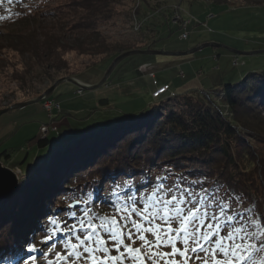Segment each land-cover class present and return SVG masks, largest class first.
Listing matches in <instances>:
<instances>
[{
	"label": "rangeland",
	"instance_id": "374dc122",
	"mask_svg": "<svg viewBox=\"0 0 264 264\" xmlns=\"http://www.w3.org/2000/svg\"><path fill=\"white\" fill-rule=\"evenodd\" d=\"M67 1L69 0H0V37L7 33L29 32L31 27H51L56 20L46 16L47 9L56 8ZM113 8V18L100 28L109 49L98 56L67 54V70L35 67L25 82H22L18 75L24 70L26 61L14 52L0 50V111L36 100L60 79L70 78L74 82L62 81L49 98L0 117V155L5 151L10 155L9 160L1 158L0 163L4 168L15 169L11 171L18 179V187L20 183L26 186L37 183L39 188L45 189L48 183L43 180L48 181L46 177L51 176V172L57 177L59 162L64 157L65 150L74 151L76 147L84 146L81 154L80 151L78 153L80 157L83 153L85 157L89 156L87 160L82 158L83 164L79 163L80 160L72 165L69 158L65 159L68 171H60L58 178H62L55 180L56 185L50 191L52 210L47 209L41 213V218L38 213L32 215L30 223L35 222V228L32 230L28 227L29 230L24 231L20 242V250L24 254L11 264H29L31 256L37 257L36 264H47L39 252L26 251L27 242L35 241L37 247H41L40 234L36 230L46 217L55 215L64 219L63 213L73 210L79 214L82 205H78L76 209L67 207L75 199L87 198L90 192L93 211L111 215L106 202L115 199L114 193L118 186L129 180L134 184L138 183L142 173L154 181L163 171L168 170L141 168V172L130 176L118 170L108 176L109 182L102 180L98 185V192L93 194L87 176H90V171L94 170L98 162H106L108 165L115 160L121 161L119 165H124L131 160L132 154H127V147L116 152L109 150L108 155L100 158L97 150L100 145L95 146L96 141L106 144L111 139L117 141L122 137L123 126H116L126 120L123 117L143 115L125 124L127 130H130L138 124L141 126L148 117L159 116L162 119L169 110L180 111L186 101H211L224 111L226 107L220 103L219 86L240 83L247 76L264 78V53L251 56L233 53L264 50V0H127ZM179 9L191 21V25L186 28L185 37L182 23L173 18L174 12ZM67 40L73 45L82 42L81 37H68ZM210 43L220 47L201 48ZM0 46H4L1 39ZM199 48L201 49L196 50ZM132 51L162 54L133 55L111 70L117 57ZM190 51L194 52L169 55ZM107 75L103 85L77 93L78 87L75 84L82 86L84 82L88 87H93ZM167 86L169 91L164 95L158 98L153 96V92ZM101 101H106L107 104H102ZM56 105L60 107L62 117L55 122L50 118H55L56 114H51L50 109ZM50 122L55 124L53 128L56 129L53 133L45 131L43 135V140L48 139L49 146L38 147L37 142L42 139L40 128ZM139 131L130 130L131 134H138ZM98 132L101 134H96ZM258 148L263 150L262 146ZM53 153L55 155L52 158ZM18 169L21 170L20 173ZM22 201V196L16 190L11 198L0 202V241L10 234L9 228L15 216L13 213L16 212L14 208H19ZM35 209L42 212L44 208L37 204ZM16 235L20 239L18 232ZM17 252L18 248L13 255ZM51 256H54V252ZM0 264H10L5 255L0 258Z\"/></svg>",
	"mask_w": 264,
	"mask_h": 264
},
{
	"label": "trees",
	"instance_id": "16d2710c",
	"mask_svg": "<svg viewBox=\"0 0 264 264\" xmlns=\"http://www.w3.org/2000/svg\"><path fill=\"white\" fill-rule=\"evenodd\" d=\"M123 1L127 0H69L56 8L47 9L46 16L56 20L51 27H31L29 32L7 33L0 37L4 44L0 50L14 52L26 61L24 70L18 75L22 82H25L35 67L67 70V54L98 56L106 53L109 47L100 28L113 18V7ZM178 12L182 20L188 22L187 26H190L191 21L182 10ZM68 37H81L82 42L70 44ZM218 88L220 103L226 107L224 111L211 101H186L183 107L180 105V111L169 110L162 119L159 116L148 117L141 126L138 124L130 129H139L138 134H131L125 124L143 115L123 117L126 120L118 124L119 128H124L122 137L117 141L111 139L106 144L96 141L95 146L100 145L97 148L100 158L108 155L109 150L116 152L127 147V154H132L131 160L123 161L124 165H119L121 161L115 160L108 165L106 162H98L94 170L90 171V176H87L93 194L98 192L102 180L109 182L108 176L118 170L130 176L141 172V168H163L182 174L189 181H203L208 187L218 183L224 190L243 196L246 204L255 202L259 212L264 213V78L247 76L240 83L225 84ZM101 103L107 104L106 101ZM56 106L51 110V114L53 112L56 117L50 118L55 122L62 117L60 107ZM47 125L49 123L41 128ZM47 140H39L37 146H49ZM258 146H262L263 150L260 151ZM82 149L84 146L76 147L74 151L65 150L55 179L60 176L61 170L68 171L66 158L70 159L72 165L75 161L82 162V158L88 159L89 156L85 157L84 153L80 157ZM1 157L9 159V154L5 151ZM84 160L79 163L83 164ZM36 184H19L17 194L22 196L23 201L19 208H14L16 212L13 213L15 216L9 228L10 234L0 241V258L5 255L10 264L24 254L20 250V242L24 231L29 230L28 227L32 230L35 228L36 223H30L32 215L38 213L41 218V213L47 209L52 210L48 194L54 184L48 183L46 190ZM37 204L44 208L42 212L35 209ZM16 232L20 234V239L15 236ZM16 248L18 252L13 255Z\"/></svg>",
	"mask_w": 264,
	"mask_h": 264
},
{
	"label": "snow or ice",
	"instance_id": "6c2138e0",
	"mask_svg": "<svg viewBox=\"0 0 264 264\" xmlns=\"http://www.w3.org/2000/svg\"><path fill=\"white\" fill-rule=\"evenodd\" d=\"M114 196L111 215L93 211L89 192L67 205H82L79 214L46 217L36 230L41 247L27 242L26 251L47 264H264V213L218 183L168 169L154 181L142 173Z\"/></svg>",
	"mask_w": 264,
	"mask_h": 264
},
{
	"label": "water",
	"instance_id": "95a60500",
	"mask_svg": "<svg viewBox=\"0 0 264 264\" xmlns=\"http://www.w3.org/2000/svg\"><path fill=\"white\" fill-rule=\"evenodd\" d=\"M207 47H211V48H219L220 46L216 45V44H206L204 46H202L201 48H207ZM196 49V50H200ZM194 51H190V52H186V53H180V54H169V55H187L190 53H193ZM232 52V51H231ZM234 54H240V55H246V56H251V55H257V54H262L264 53L263 51H257V52H252V53H238V52H233ZM156 54H162V53H157V52H151V51H132L123 55H120L119 57H117L114 61H113V65L111 67V70L113 69V67H115L117 64H119L122 60L133 56V55H156ZM105 77H108L105 76ZM106 78H104L101 83L100 86L104 84ZM62 81H66V82H71L74 83L70 78H64V79H60L58 82L54 83L52 85V87L47 90L42 96H40L39 98H37L36 100L33 101H29L23 104H17L14 106H11L8 109L2 110L0 111V117L10 111H14V110H18V109H22L26 106H29L31 104L34 103H38L41 102L43 99L45 98H49L51 96V94L53 93V90L55 89V87L60 84ZM83 88H85L84 86H82ZM96 88V87H94ZM86 89V88H85ZM18 187V179L17 177L14 175V172H12L11 170L4 168L1 163H0V202H3L9 198H11Z\"/></svg>",
	"mask_w": 264,
	"mask_h": 264
},
{
	"label": "bare ground",
	"instance_id": "6f19581e",
	"mask_svg": "<svg viewBox=\"0 0 264 264\" xmlns=\"http://www.w3.org/2000/svg\"><path fill=\"white\" fill-rule=\"evenodd\" d=\"M106 78V80H107V77H105ZM105 80V81H106ZM83 83V85L82 86H84L85 85V88L86 89H90V88H92V89H94V87H99L100 86V83L101 82H98V83H96V84H94L95 86H93V87H91L92 85H90V87H88V85H86V83H84V82H82ZM75 86L76 87H78V89L76 88V91H84V89L85 88H83V87H81V86H79V85H77V84H75ZM169 91V90H168ZM12 112V111H11ZM9 113V112H8ZM52 127H55V124H53V122L51 123H49V125H47V126H44V128H46V133L48 132V131H50L51 130V128ZM118 128H119V125L117 126ZM44 131V130H43ZM42 131V128H40V134H41V138L42 139H40V140H43V135H44V133L45 132H43ZM118 131V130H117ZM122 131V130H121ZM121 131H120V133H121ZM123 132V131H122ZM47 135L45 134V137H46ZM39 141V140H38ZM38 143V142H37ZM56 151V150H55ZM54 155H55V153H53L52 155H51V157L53 158L54 157ZM56 156H57V154H56ZM1 158H4L5 160H9L10 159V155H9V159L8 158H5V157H1ZM51 160V159H50ZM8 168V167H7ZM16 168V167H15ZM9 169H10V167H9ZM10 170H15V169H10ZM13 172V171H12ZM18 172L20 173L21 172V170L20 169H18ZM53 172H51V176H49V177H46V179H49L48 181H46V180H43V182H47V183H49V184H55L54 182H55V176H53ZM56 185V184H55ZM52 189H54V188H52ZM16 193V192H15ZM51 194V192L48 194V196ZM45 198V197H44ZM49 199H50V196L48 197Z\"/></svg>",
	"mask_w": 264,
	"mask_h": 264
},
{
	"label": "built area",
	"instance_id": "2783aa9c",
	"mask_svg": "<svg viewBox=\"0 0 264 264\" xmlns=\"http://www.w3.org/2000/svg\"><path fill=\"white\" fill-rule=\"evenodd\" d=\"M173 18H176L177 19V21L178 22H182V26L184 27V37L187 35V33H186V27H187V25H188V22L187 21H183L182 20V17H181V15L179 14V12H174V15H173ZM79 84V83H78ZM82 87V86H81ZM164 89H167V87H164L163 89H161V90H159L158 92H154V94H153V96L155 97V98H158L159 96H161V95H159V93L161 92V91H163ZM77 93H82V91H77ZM56 108H58V106H56ZM50 109V108H49ZM46 110V109H45ZM50 110H52V109H50ZM56 128H51V132H54V130H55ZM44 130V131H43ZM42 131L43 132H45L46 131V128H44V127H42Z\"/></svg>",
	"mask_w": 264,
	"mask_h": 264
},
{
	"label": "clouds",
	"instance_id": "9594fccd",
	"mask_svg": "<svg viewBox=\"0 0 264 264\" xmlns=\"http://www.w3.org/2000/svg\"><path fill=\"white\" fill-rule=\"evenodd\" d=\"M165 92H168V87H167V89H164L162 92H160V93H159V95H161V96H162V95H164V94H165ZM153 93H154V92H153Z\"/></svg>",
	"mask_w": 264,
	"mask_h": 264
}]
</instances>
